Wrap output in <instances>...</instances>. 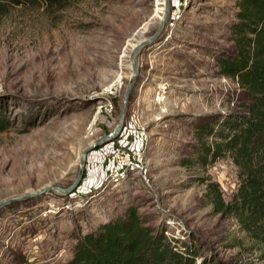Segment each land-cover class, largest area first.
<instances>
[{
	"label": "rangeland",
	"instance_id": "1",
	"mask_svg": "<svg viewBox=\"0 0 264 264\" xmlns=\"http://www.w3.org/2000/svg\"><path fill=\"white\" fill-rule=\"evenodd\" d=\"M237 0H168L169 16L138 54V73L116 139L86 154L79 186L68 188L80 152L112 131L131 74V53L155 32L164 0H72L61 9L0 3V264H64L78 237L131 209L172 244L226 264H264V244L217 213L241 181L228 155L205 165L193 156L195 126L238 108L240 89L218 72L231 47ZM161 8V9H160ZM141 35V38L139 37ZM135 36V37H134ZM136 41V42H135ZM138 41V42H137ZM138 150L142 168L107 179V158Z\"/></svg>",
	"mask_w": 264,
	"mask_h": 264
},
{
	"label": "trees",
	"instance_id": "2",
	"mask_svg": "<svg viewBox=\"0 0 264 264\" xmlns=\"http://www.w3.org/2000/svg\"><path fill=\"white\" fill-rule=\"evenodd\" d=\"M72 0H0L10 5L61 9ZM229 26L231 47L216 57L218 72L240 89L238 108L214 114L195 126L193 156L185 163L205 165L228 155L241 181L228 203L218 186L210 190L217 213L231 216L254 241L264 244V0H237ZM5 126L0 118V132ZM64 264H226L199 256L186 242L172 244L163 231L145 226L134 210L77 238Z\"/></svg>",
	"mask_w": 264,
	"mask_h": 264
},
{
	"label": "water",
	"instance_id": "3",
	"mask_svg": "<svg viewBox=\"0 0 264 264\" xmlns=\"http://www.w3.org/2000/svg\"><path fill=\"white\" fill-rule=\"evenodd\" d=\"M164 5H165V9L164 12L162 14V17L159 20V25L157 27V29L155 30L154 33H152L151 35H149L148 37H143L138 43L135 44V46L133 47L132 53H131V60H132V65H131V74L129 77V81L128 84L126 86L125 92H124V96H123V105L121 108V111L119 113V120L118 123L116 125V127L110 131L106 136L100 138L99 140L86 145L85 148L80 152L79 155V161H80V167H79V171L77 174V177L75 179V181L71 184L70 187L68 188H61V187H56V186H44L39 188L38 190H36L35 192L25 196L26 198L30 197V196H38V195H42L44 193H46L47 191H51V190H58L61 194H65L68 195L70 193H72L80 184L84 172H85V166H86V154L90 151H92L93 149H96L97 147H101L103 145H105L106 143L112 141L113 139H116L119 135V133L121 132L122 128H123V115H124V111H125V107H126V100L131 92V89L134 85L135 82V77L138 73V54L140 52V50L145 47L148 46L150 44H152L153 42H155V40L158 38V36L160 35L165 22L169 16V3L168 0H164ZM21 198H8L6 200L0 201V210L17 202L18 200H20Z\"/></svg>",
	"mask_w": 264,
	"mask_h": 264
},
{
	"label": "built area",
	"instance_id": "4",
	"mask_svg": "<svg viewBox=\"0 0 264 264\" xmlns=\"http://www.w3.org/2000/svg\"><path fill=\"white\" fill-rule=\"evenodd\" d=\"M186 0H178V5L176 9L173 10V14L175 18L179 17L180 7L183 5V2ZM142 158L140 152L138 150L133 151L131 154L120 152L116 150L110 154L107 158L108 169H107V179L112 184L121 183L125 176L128 174L130 170H138L141 169L142 162L140 161Z\"/></svg>",
	"mask_w": 264,
	"mask_h": 264
},
{
	"label": "bare ground",
	"instance_id": "5",
	"mask_svg": "<svg viewBox=\"0 0 264 264\" xmlns=\"http://www.w3.org/2000/svg\"><path fill=\"white\" fill-rule=\"evenodd\" d=\"M161 9V8H160ZM135 37V36H134ZM141 38V35L139 36ZM136 42V41H135ZM138 42V41H137Z\"/></svg>",
	"mask_w": 264,
	"mask_h": 264
}]
</instances>
